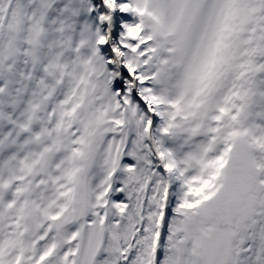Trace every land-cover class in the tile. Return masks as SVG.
Segmentation results:
<instances>
[{
    "label": "snow or ice",
    "instance_id": "snow-or-ice-1",
    "mask_svg": "<svg viewBox=\"0 0 264 264\" xmlns=\"http://www.w3.org/2000/svg\"><path fill=\"white\" fill-rule=\"evenodd\" d=\"M0 264H264V0H0Z\"/></svg>",
    "mask_w": 264,
    "mask_h": 264
}]
</instances>
